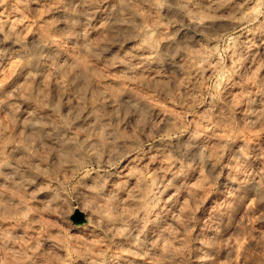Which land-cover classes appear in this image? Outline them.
<instances>
[{
	"label": "rangeland",
	"instance_id": "rangeland-1",
	"mask_svg": "<svg viewBox=\"0 0 264 264\" xmlns=\"http://www.w3.org/2000/svg\"><path fill=\"white\" fill-rule=\"evenodd\" d=\"M0 264H264V0H0Z\"/></svg>",
	"mask_w": 264,
	"mask_h": 264
},
{
	"label": "bare ground",
	"instance_id": "bare-ground-1",
	"mask_svg": "<svg viewBox=\"0 0 264 264\" xmlns=\"http://www.w3.org/2000/svg\"><path fill=\"white\" fill-rule=\"evenodd\" d=\"M87 16L88 15L87 14L85 15L84 11H83V13L82 12H79L78 13V17H80V19H82L83 21H87L88 20L89 17H87ZM188 23L191 24L193 26V28L194 27H197L196 29H198V27H200L201 29L202 28L204 29V28H207L210 24H212V21H210V20H203V21L189 20ZM197 40L193 36L186 35V33H184V32L181 31L180 34H177L175 36V39H173L172 42H174V43L176 42L178 45H180L182 43H188V42L194 44V42H197ZM38 50L47 51V54H46L47 58L53 60L57 64L61 60L60 59L61 56L60 57H57L56 56V58L55 57L54 58H51V51L49 50V47L45 43H43V42H37V43H35L31 47V50L30 51H38ZM152 54L153 53L144 54L142 56L143 61L148 60V58L150 60L151 57H152ZM153 58H154V56H153ZM119 66H121L126 73H130V72L134 71L135 69L140 68L139 66H135L133 63L128 62V61H121V62H119ZM122 100H124V102H126V101L133 102L134 101V99H132L131 97L125 95V96L119 97V98H117L115 100L108 101L109 102V106L110 105L111 106H115L116 104H119L118 102H120V101H121V103H123ZM31 120L28 123V126L31 127V128H36L37 129L40 125L32 122ZM6 170H8V173L11 172V169H6Z\"/></svg>",
	"mask_w": 264,
	"mask_h": 264
}]
</instances>
